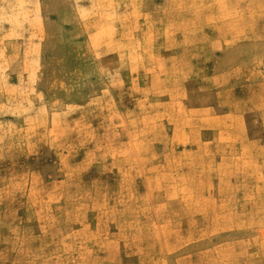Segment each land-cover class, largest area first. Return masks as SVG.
Masks as SVG:
<instances>
[{"label":"rangeland","instance_id":"1","mask_svg":"<svg viewBox=\"0 0 264 264\" xmlns=\"http://www.w3.org/2000/svg\"><path fill=\"white\" fill-rule=\"evenodd\" d=\"M0 264H264V0H0Z\"/></svg>","mask_w":264,"mask_h":264}]
</instances>
